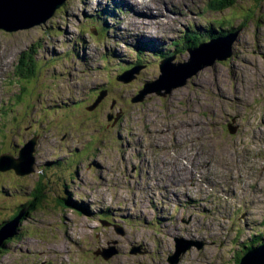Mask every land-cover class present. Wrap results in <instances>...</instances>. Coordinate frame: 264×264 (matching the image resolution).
Segmentation results:
<instances>
[{
    "label": "rangeland",
    "instance_id": "1",
    "mask_svg": "<svg viewBox=\"0 0 264 264\" xmlns=\"http://www.w3.org/2000/svg\"><path fill=\"white\" fill-rule=\"evenodd\" d=\"M209 1L151 0L141 28L130 0H65L43 24L0 30V154L16 156L37 134L34 172L21 179L0 171V224L36 199L37 186L44 190L0 264H170L175 237L202 242L175 264H237L262 242L264 0H235L220 12ZM164 6L177 10L171 21L159 16ZM103 8L115 14L89 18ZM219 20L237 32L229 58L206 64L225 48L205 46L184 84L137 100L159 75L156 48L168 49L186 29L200 40L219 33ZM138 45L146 54L138 72L117 78L135 66ZM29 49L33 74L19 78L14 66ZM174 53L175 62L189 57L184 47ZM64 195L90 214L61 204ZM107 248L115 251L104 259Z\"/></svg>",
    "mask_w": 264,
    "mask_h": 264
},
{
    "label": "water",
    "instance_id": "2",
    "mask_svg": "<svg viewBox=\"0 0 264 264\" xmlns=\"http://www.w3.org/2000/svg\"><path fill=\"white\" fill-rule=\"evenodd\" d=\"M65 0H0V30L5 32H15L18 30L28 29L35 25H40L46 22L53 16L55 11L61 7ZM237 32H231L223 37H215L207 42L200 43L199 45L188 48L189 57L184 62L173 61L174 56L166 57L159 62V75L157 78L151 81H146L139 90L136 98L142 100L144 94L149 92H156L162 94L161 90L169 93L171 90L179 85L185 83V79L191 77L193 73L201 68L196 65L189 72H186L187 68L195 61L196 56L201 55V50L205 46L216 44L218 49H224L222 55L215 54L209 60L205 61L206 64H211L215 59L224 60L231 55V45L235 39ZM204 62V63H205ZM203 64V63H202ZM140 66H133L128 70L123 71L119 75V79L127 80L138 72ZM165 93V94H166ZM103 94V93H101ZM101 94L96 98L93 106H95L101 99ZM135 101V99H131ZM111 116H109L110 118ZM229 132L233 133L235 127L228 125ZM34 150L35 139H30L22 144L17 152V155H12L8 152L0 154V171L13 170L17 175H25L33 170L34 165ZM25 210L19 212L14 218L4 221L0 225V244L3 240L11 237L15 234L17 226L20 220L23 218ZM118 232H121L120 228H116ZM174 252L168 256V262L170 264L177 263L179 256L190 249L192 246L201 247L202 242L193 240H187L182 237L174 238ZM113 250V251H112ZM115 250L107 248L102 251L101 254L104 259H108ZM139 251L138 247H133L130 253H136ZM237 264H264V239L256 246H252L247 249L241 256Z\"/></svg>",
    "mask_w": 264,
    "mask_h": 264
},
{
    "label": "trees",
    "instance_id": "3",
    "mask_svg": "<svg viewBox=\"0 0 264 264\" xmlns=\"http://www.w3.org/2000/svg\"><path fill=\"white\" fill-rule=\"evenodd\" d=\"M234 1L235 0H210L209 2H208V7H209V9H211V10H214V11H216V12H220V11H224V10H227V9H230L232 6H233V4H234ZM114 7V6H113ZM120 9L122 10V7L120 6V7H118V10L120 11ZM107 14L108 16H113L115 13H114V9H102V10H100V12H96V13H94V14H91V15H89V18H91V19H96V20H98L99 18H100V14ZM227 17V16H226ZM228 19L226 18V21H227ZM219 22V25H220V29H221V32H219V33H214L213 35H212V33H211V31L209 32V34L206 36V37H204L203 38V40H200L199 39V37L195 34V32H193V31H189L188 29H186L185 30V34H184V36L182 37V40L181 39H174V40H171L170 41V44L169 45H166L165 46V48H168V49H165L164 51L163 50H161V49H155V51H158V60H162V59H164V58H166V57H170V56H174V52H177L178 50H179V48L180 47H184L185 49H188V48H192V47H195V46H197V45H199L200 43H204V42H207V37L209 38L208 39V41L210 40V39H212V38H215V37H218V36H220V37H223V36H225V35H227V34H229V33H231V32H233L231 29H225V30H223V26H225L226 25V23L227 22H225V24H223V22H224V20H219L218 21ZM239 29V28H238ZM97 31H99V30H97ZM147 43V42H146ZM156 44H158V42H156ZM170 45H172L173 46V49H171L170 48ZM142 48H143V46H141V45H138V50L136 51V53H135V57H136V59L135 60H132V58L130 59V61L132 60L133 61V64L135 65V66H141V60L142 59H144L145 57H146V54H144V53H142L141 51H142ZM171 49V50H170ZM35 53H36V50H33V49H29L28 51H26V50H24V51H22L21 52V54H20V56H19V58H18V61H17V63L15 64V66H14V73H15V75L16 76H18L19 78H29L32 74H33V67H34V55H35ZM127 56L130 58L131 57V54H127ZM104 59L106 60L107 59V56H104ZM129 61V62H130ZM160 62V61H159ZM128 67H130V66H126V67H124V69H126V70H128V69H130V68H128ZM98 94H99V92H97ZM6 103V102H5ZM3 108V105H2V107L0 108V113H1V110H2V116H3V113H4V110L2 109ZM111 119H112V117H111ZM113 120H114V118H113ZM4 126V124L1 126V127H3ZM78 133V132H77ZM79 134V133H78ZM169 139H173V138H169ZM168 139V140H169ZM174 140V139H173ZM35 151V150H34ZM62 161V159L61 160H58L57 162H61ZM63 162V161H62ZM53 163V162H52ZM51 163V164H52ZM11 170V169H10ZM13 171V170H12ZM14 172V171H13ZM15 173V172H14ZM16 174V173H15ZM17 175V174H16ZM25 175H29V173L28 174H25ZM21 176V175H20ZM65 185V184H64ZM36 189H37V187H36ZM65 190H67L66 188H64V190H63V193H65ZM68 191V190H67ZM40 193L39 194H37L36 195V199L35 200H33V202H32V204H33V206H32V208H30L31 210H33V209H36L37 207H38V205H41V203L44 201V196H43V193L41 192V189H40V191H39ZM69 193V192H68ZM70 194V193H69ZM69 197L70 196H66V195H64L63 197H60V201H61V204H63L64 206L66 205V204H69V202H67L66 200L67 199H69ZM71 198V197H70ZM75 203H76V205H77V207H78V209H80L81 211H86V209L85 208H83V207H80V205H79V203L80 202H77V201H75V200H73ZM27 203H30V202H26V203H24V204H22L19 208H18V210L17 211H15L14 212V214H12L11 216H10V218L9 219H12V218H14L19 212H21L22 210H25L24 211V214H23V217H25L26 215H27V213H28V210L26 209V208H28V206H27ZM70 203H71V201H70ZM88 213V212H87ZM5 219V220H3L2 221V223L4 222V221H7V220H9V219ZM1 223V224H2ZM0 224V225H1ZM18 228V227H17ZM16 231H17V229H16ZM13 237V236H12ZM10 239V237L9 238H7V239H5V240H3L2 242H1V244H0V251L4 248V246H5V244L7 243V240H9Z\"/></svg>",
    "mask_w": 264,
    "mask_h": 264
},
{
    "label": "bare ground",
    "instance_id": "4",
    "mask_svg": "<svg viewBox=\"0 0 264 264\" xmlns=\"http://www.w3.org/2000/svg\"><path fill=\"white\" fill-rule=\"evenodd\" d=\"M128 1V0H127ZM133 4H134V6H133V13L135 14V16H136V19H137V21H138V23H139V25H140V27L141 28H143V20L144 19H148L149 17H148V14H149V12H146L145 10H143V8H148V6H147V2H149V1H151V0H130ZM154 1V0H153ZM149 4V3H148ZM161 5V4H160ZM158 8V7H157ZM149 9V8H148ZM128 11H129V9H128ZM155 11V10H154ZM172 10H171V8L169 7V6H164V7H162V10H160V13H159V16L161 17V18H169V16H170V14H169V12H171ZM177 11V10H176ZM153 15H157V13L155 12ZM134 20V19H133ZM170 20V19H169ZM128 21H130V20H128ZM150 21H152L151 19H150ZM149 39H151V37H148V38H146V40H149ZM154 41V43H156V41L155 40H153ZM146 42V41H145ZM158 43H160V41H158ZM212 47H215L214 45H211V46H209V48L208 49H212ZM217 51V50H216ZM83 59H85L86 60V55H84L83 54ZM117 78H119L118 76H117ZM121 82H123V81H121ZM123 83H127V82H123ZM64 105H68L67 104V102L66 101H64ZM70 107V106H69ZM116 119H118L119 120V118L116 116ZM35 139V145H36V137L35 136H33V134H32V137H30L28 140H30V139ZM27 141V140H26ZM26 141H23V144H24V142H26ZM163 167V166H162ZM161 167V168H162ZM163 169V168H162ZM179 171V170H178ZM171 172V171H170ZM175 174V173H174ZM186 175V174H185ZM200 181H201V179H200ZM193 201H194V199H192ZM80 203H79V205H80V207H83V208H85V209H87V204L84 202V201H79ZM80 212H84V211H80ZM85 213L86 214H90V210H88V213L85 211ZM174 234V233H173ZM260 237H261V235H259ZM241 255V254H240ZM240 255H238V258L240 259L241 258V256Z\"/></svg>",
    "mask_w": 264,
    "mask_h": 264
},
{
    "label": "flooded vegetation",
    "instance_id": "5",
    "mask_svg": "<svg viewBox=\"0 0 264 264\" xmlns=\"http://www.w3.org/2000/svg\"><path fill=\"white\" fill-rule=\"evenodd\" d=\"M146 81H148V80H146ZM145 81V82H146ZM109 82V81H108ZM144 84V83H143ZM98 95V94H97ZM96 95V96H97ZM109 117V116H108ZM111 119V118H110ZM33 136H35V137H37V134H33ZM166 148V147H165ZM164 148V149H165ZM168 149V148H167ZM169 150V149H168ZM170 151V150H169ZM171 152V151H170ZM53 161H46L45 162V164L47 165V166H50L51 165V163H52ZM34 163H35V159H34ZM45 165V166H46ZM47 166H46V168H47ZM34 165H33V170L29 173V174H31V173H33L34 172ZM45 168V169H46ZM134 167L132 168V171H134ZM10 171V173H14L12 170H9ZM15 174V173H14ZM16 175V174H15ZM29 175H21V176H19L18 175V178H21V179H24V178H26V177H28ZM40 189H41V192L43 193L44 192V190L42 191V188L40 187V186H37V189L32 193L33 195H37V194H39L40 192ZM149 193H151V192H149ZM147 197H150V196H147ZM67 202H69V204H66L65 206H70V207H72V208H78L77 207V205H76V203L69 197V199H67L66 200ZM70 201H71V203H70ZM32 206H33V204L32 203H28V208H29V211H31V209L30 208H32ZM18 209V208H17ZM86 212H88V210L86 209ZM28 214V213H27ZM28 216L26 215L25 217H23L21 220H20V222H19V224L25 219V218H27ZM103 223H109V225L110 224H112L111 222H110V220H106V219H104V221H103ZM18 228H19V226H18ZM17 228V231L15 232V234L14 235H16L17 234V232H18V229ZM124 233V232H123ZM14 235H12L13 237H14ZM10 237V239L9 240H11L13 237ZM9 240H7V242H9ZM138 248H139V250H140V246H137ZM140 252H142V251H140ZM241 256V255H240ZM237 261H239V258L237 259ZM238 263V262H237Z\"/></svg>",
    "mask_w": 264,
    "mask_h": 264
}]
</instances>
